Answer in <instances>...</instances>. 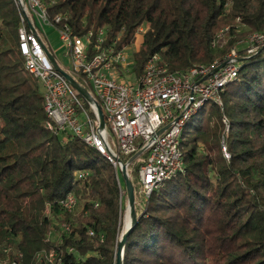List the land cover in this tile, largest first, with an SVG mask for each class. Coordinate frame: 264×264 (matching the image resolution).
Masks as SVG:
<instances>
[{"label":"trees","instance_id":"obj_1","mask_svg":"<svg viewBox=\"0 0 264 264\" xmlns=\"http://www.w3.org/2000/svg\"><path fill=\"white\" fill-rule=\"evenodd\" d=\"M43 1L49 20L66 14L76 35L105 28L117 49L132 46L145 25L132 55L135 76L155 54L171 72L223 62L238 41L264 32V0ZM18 26L14 0H0V248L20 253L19 264H46L36 255L51 249L63 264H115L126 227L123 179L95 150L46 127L42 91L18 50ZM238 55L222 107L206 103L182 130V173L145 197L139 158L129 163L137 222L122 264H207L220 252L221 264H264V51ZM69 194L78 200L73 214L58 206Z\"/></svg>","mask_w":264,"mask_h":264},{"label":"built area","instance_id":"obj_2","mask_svg":"<svg viewBox=\"0 0 264 264\" xmlns=\"http://www.w3.org/2000/svg\"><path fill=\"white\" fill-rule=\"evenodd\" d=\"M14 4L19 16L18 50L25 70L38 81L42 91L46 127L62 135L63 140L69 136L95 150L112 166L117 179L121 164L126 165L128 173L129 164L123 160L141 151L138 176L146 197L183 172L179 150L182 130L206 103L222 107L221 94L236 79L241 63L238 47L243 46L247 56L264 51V32H255L238 41L223 62L171 72L155 54L146 61L142 74L135 76L133 59L130 62L127 54L130 46L117 49L115 41L108 43L105 28L76 35L66 23V14L59 13L49 20L43 0H14ZM45 27L57 32L69 57V67H64L47 49ZM146 30L142 25L135 32L137 49ZM45 49L62 73L78 79L79 83L73 80L87 92L89 102L54 68ZM125 72L133 75L132 82L125 81ZM97 108L102 112V128ZM160 130L163 131L159 133ZM221 150L228 158L223 142ZM58 206L73 214L78 200L69 194ZM46 214H50L49 205ZM70 227V223H60L63 232H69ZM89 235L93 236V232L89 231ZM67 253L74 250L68 248ZM20 257L11 247L0 248V264H19ZM36 260L63 264L62 253L55 249L39 252Z\"/></svg>","mask_w":264,"mask_h":264},{"label":"water","instance_id":"obj_3","mask_svg":"<svg viewBox=\"0 0 264 264\" xmlns=\"http://www.w3.org/2000/svg\"><path fill=\"white\" fill-rule=\"evenodd\" d=\"M46 55L49 59V61L52 63V65L54 66V68L61 72L60 69L58 68L53 56L45 49ZM260 53V52H258ZM256 53V54H258ZM62 73V72H61ZM62 75L64 76V78L70 83V85L75 89V91L82 96L86 101H90V98L87 94V92L80 87L69 75L62 73ZM98 109V115L100 118V128L103 127V118H102V112ZM163 130H160L159 133H161ZM141 154V151L138 152L137 154H135L131 160L128 162V164L136 159L137 157H139ZM120 175L123 179L124 182V187H125V193H126V199H127V204H126V211H127V215H128V225L122 229L117 245H116V251H115V264H122L123 262V253H124V249H125V245H126V240L127 237L130 233V231L133 229V227L135 226L136 222H137V216L135 213V199H134V188L133 185L131 183V180L129 178V175L127 173L126 170V165L125 164H121L120 167ZM146 197V196H145Z\"/></svg>","mask_w":264,"mask_h":264},{"label":"rangeland","instance_id":"obj_4","mask_svg":"<svg viewBox=\"0 0 264 264\" xmlns=\"http://www.w3.org/2000/svg\"><path fill=\"white\" fill-rule=\"evenodd\" d=\"M44 33L47 36V39L45 41L47 49L54 55V57L64 66V67H69V57L65 55V49L63 47V44L59 40V36L57 32L53 28L45 27L44 28ZM223 35L221 34V37ZM220 37V38H221ZM243 46H239L238 49H242ZM136 44L130 46V48L127 49V54L130 59V62H132V55L134 52H136ZM124 79L127 82H132L133 81V75L128 74V73H123ZM210 105V102L206 104L208 107ZM198 116L194 117L192 120L195 122V119H197ZM222 151V150H221ZM123 195L125 192L123 191ZM126 200L124 201V207L126 206ZM125 209V208H124ZM125 215V218H124ZM124 221V225H123ZM212 221V220H211ZM128 222V215L127 212L125 214V211H123V216H122V226H126ZM221 252L219 255H215V257H209L207 264H221L223 262V257L220 256Z\"/></svg>","mask_w":264,"mask_h":264},{"label":"bare ground","instance_id":"obj_5","mask_svg":"<svg viewBox=\"0 0 264 264\" xmlns=\"http://www.w3.org/2000/svg\"><path fill=\"white\" fill-rule=\"evenodd\" d=\"M128 222H129V219H128ZM128 222H127V225H128ZM127 225H126V226H127Z\"/></svg>","mask_w":264,"mask_h":264},{"label":"crops","instance_id":"obj_6","mask_svg":"<svg viewBox=\"0 0 264 264\" xmlns=\"http://www.w3.org/2000/svg\"><path fill=\"white\" fill-rule=\"evenodd\" d=\"M137 50H138V49H137ZM137 50H136V51H137Z\"/></svg>","mask_w":264,"mask_h":264}]
</instances>
